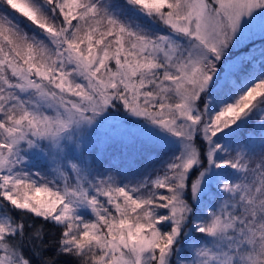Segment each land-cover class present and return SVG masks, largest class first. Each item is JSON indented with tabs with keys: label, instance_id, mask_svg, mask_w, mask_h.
I'll return each instance as SVG.
<instances>
[{
	"label": "snow or ice",
	"instance_id": "snow-or-ice-1",
	"mask_svg": "<svg viewBox=\"0 0 264 264\" xmlns=\"http://www.w3.org/2000/svg\"><path fill=\"white\" fill-rule=\"evenodd\" d=\"M113 143L168 159L125 182ZM49 227L72 264H264V0H0V264H56Z\"/></svg>",
	"mask_w": 264,
	"mask_h": 264
},
{
	"label": "trees",
	"instance_id": "trees-1",
	"mask_svg": "<svg viewBox=\"0 0 264 264\" xmlns=\"http://www.w3.org/2000/svg\"><path fill=\"white\" fill-rule=\"evenodd\" d=\"M107 2L114 3V4H122L123 0H107ZM139 22L149 27L150 30L154 32H164L165 31L162 25L152 22L143 17L140 18ZM253 39L255 40V45H254L255 53L254 54L257 56V61L255 62L254 68L258 70L259 69L258 57H259V49L261 46V40H260V37H256ZM246 43H249V42H246ZM242 78L243 76H241V79ZM259 132H260V126L258 122V117L253 116L250 125L242 131L241 135L237 137V140H241L244 138H250L251 135L253 134L257 135L259 134ZM255 150L257 153H259L260 151L259 145L255 147ZM141 152H143V161L141 162V166L131 169V170L122 171V175L125 179V182H128L129 180L135 181L139 179L140 177L145 176L149 173H153L156 169L161 168L163 166V163L168 159V156L166 155L157 156L154 152H148L147 150L141 149V146L139 144L128 145V146L123 145V146H117V148H110L108 150H105V152L103 153V156L107 155L109 158L123 157L125 154H130V153L139 154ZM38 170L43 172L41 168H39ZM201 210H203V208ZM36 220H37V226H39V223L42 221V218H36ZM45 232L47 234V239L49 243V248L47 252L45 253V255L55 259L56 264H72L74 258L68 257V256H57L56 255V239L58 235L56 229L49 227L45 229Z\"/></svg>",
	"mask_w": 264,
	"mask_h": 264
},
{
	"label": "rangeland",
	"instance_id": "rangeland-1",
	"mask_svg": "<svg viewBox=\"0 0 264 264\" xmlns=\"http://www.w3.org/2000/svg\"><path fill=\"white\" fill-rule=\"evenodd\" d=\"M248 31H250V32H252V33H257L253 38L259 37V35H258V29H257L256 24H253V25L249 26ZM246 42H248V41H246ZM233 54H235V51H234ZM254 65H255V64H254ZM242 80H243V78H242ZM259 126H260V125H259ZM260 132H261V129H260ZM260 132H259V134H260ZM259 134H257V135H254V134H253V135L250 136V139L254 141V144L252 145L253 147L258 146L259 143H260V140H259ZM117 146H123V145H121V144H119V143H113V144H109L108 146L104 147L103 149H100V148L98 147V148H97V151H101V150H102V152L104 153L105 150H108V149H110V148H117ZM119 149H120V148H119ZM122 149H123V148H122ZM104 156H105L106 158H109L107 155H104ZM33 163H36L37 166H36V167H33V168L31 169L32 171H37L39 168H41V169L43 170V172L49 170L46 166H44V162H42V161H41V162H35V161H34ZM39 195H40L42 198H43V196H44L43 193H41V194H39ZM82 214L85 216L86 219H89V220L94 219V217L90 214V212H82Z\"/></svg>",
	"mask_w": 264,
	"mask_h": 264
}]
</instances>
